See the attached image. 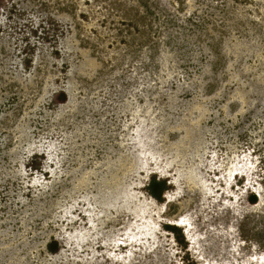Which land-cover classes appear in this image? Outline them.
<instances>
[{"label": "rangeland", "instance_id": "obj_1", "mask_svg": "<svg viewBox=\"0 0 264 264\" xmlns=\"http://www.w3.org/2000/svg\"><path fill=\"white\" fill-rule=\"evenodd\" d=\"M0 264H264V0H0Z\"/></svg>", "mask_w": 264, "mask_h": 264}, {"label": "bare ground", "instance_id": "obj_2", "mask_svg": "<svg viewBox=\"0 0 264 264\" xmlns=\"http://www.w3.org/2000/svg\"><path fill=\"white\" fill-rule=\"evenodd\" d=\"M143 141V140H142ZM144 147H146V143H145V146ZM140 166L141 167H143V164L141 163L140 164ZM180 171H178V173H179ZM238 173V175H240V174H242V175H244V173L242 172V171H236L235 173H234V175L235 174H237ZM180 174V173H179ZM178 174V175H179ZM178 175H176V176H178ZM174 183V182H173ZM122 192V195H123V200H125L124 198H126V200H129V201H131V197H132V194L130 195V198L128 199L127 197H126V195H128L127 194V192H123V190L121 191ZM136 211H138L139 212V210L137 209ZM141 213H139V214H137V213H134V214H136V218L138 219L137 221H140L141 222V220H143L144 222H145V224H144V228H142V230H140L139 232H143V234H144V236H143V239H148V240H153V226H151V224H147V221L146 220H144L147 216V214H146V212L145 211H140ZM141 217L143 218V219H141ZM185 218L183 217L182 218V220L180 221V224H181V226H183V227H188V225H187V223L185 222V220H184ZM177 220H179V219H177ZM138 232V233H139ZM188 232V231H187ZM133 240V241H132ZM128 241H130V242H127L128 244H127V246H130V245H134L135 243H136V239H135V237H134V235L133 234H131V236H128ZM132 241V242H131ZM122 245V244H121Z\"/></svg>", "mask_w": 264, "mask_h": 264}, {"label": "trees", "instance_id": "obj_3", "mask_svg": "<svg viewBox=\"0 0 264 264\" xmlns=\"http://www.w3.org/2000/svg\"><path fill=\"white\" fill-rule=\"evenodd\" d=\"M168 188L167 184L165 181H158L156 179H153L151 184L149 185V189L151 190V193L157 197L158 199H162V194L163 192ZM252 200L254 203L257 202V195L253 194L252 195ZM173 229V228H172ZM177 229V228H174ZM56 247L52 248V251H57L58 250V246L55 243Z\"/></svg>", "mask_w": 264, "mask_h": 264}, {"label": "flooded vegetation", "instance_id": "obj_4", "mask_svg": "<svg viewBox=\"0 0 264 264\" xmlns=\"http://www.w3.org/2000/svg\"><path fill=\"white\" fill-rule=\"evenodd\" d=\"M157 180V179H156ZM158 181H165V180H158ZM152 182V181H151ZM151 182H150V184H151ZM166 182V184H167V181H165ZM149 184V185H150ZM167 186H168V184H167ZM169 190V186H168V188L163 192V194H162V198H163V196H164V194H166V192ZM150 192H151V190H150ZM152 194V193H151ZM153 195V194H152ZM154 196V195H153ZM155 197V196H154ZM166 197V196H165ZM155 198H157V197H155ZM168 198V197H167ZM158 199V198H157ZM159 200H162V199H159ZM180 220H182V219H180ZM176 223H173V225L172 224H170L168 227H169V230H171V231H178V233H177V238L178 237H180V236H183V234H185V236H186V238H187V232L185 231L186 229H185V227H183V226H181V224H180V221L178 222V220H174ZM173 228V229H172ZM174 228H177V229H174ZM183 231H184V233H183ZM188 240V239H187Z\"/></svg>", "mask_w": 264, "mask_h": 264}]
</instances>
